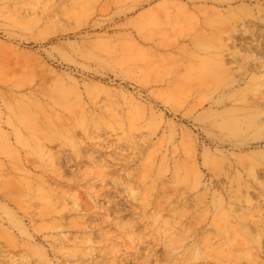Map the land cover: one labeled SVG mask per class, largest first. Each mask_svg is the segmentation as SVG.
Masks as SVG:
<instances>
[{"label":"rangeland","instance_id":"374dc122","mask_svg":"<svg viewBox=\"0 0 264 264\" xmlns=\"http://www.w3.org/2000/svg\"><path fill=\"white\" fill-rule=\"evenodd\" d=\"M97 263L264 264V0H0V264Z\"/></svg>","mask_w":264,"mask_h":264},{"label":"bare ground","instance_id":"6f19581e","mask_svg":"<svg viewBox=\"0 0 264 264\" xmlns=\"http://www.w3.org/2000/svg\"><path fill=\"white\" fill-rule=\"evenodd\" d=\"M49 158H50V157H49ZM51 161H52V160H51ZM73 204H74V205H77V207H74L73 209L76 210V211H78L79 213H81L82 209H80V206H79L78 200H75V201L73 202ZM66 205H69V203L66 204ZM83 217H84V216H83ZM21 228H22L23 231H26V228L24 227V225H23L22 223H21ZM64 237H66L68 240H70L71 243H70L69 241H65V238H60V239H58V241H60V244L68 245V246H70V247H71V245H73L74 247H78V246L80 245L79 242H76L75 240L73 241V240L71 239V237L68 236V234H64ZM81 250H82V252H84V253H87V252H88V250L83 249V248H81ZM97 264H99V263H97Z\"/></svg>","mask_w":264,"mask_h":264}]
</instances>
